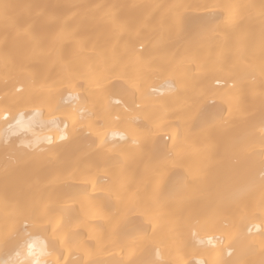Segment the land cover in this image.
Segmentation results:
<instances>
[{"label": "bare ground", "instance_id": "bare-ground-1", "mask_svg": "<svg viewBox=\"0 0 264 264\" xmlns=\"http://www.w3.org/2000/svg\"><path fill=\"white\" fill-rule=\"evenodd\" d=\"M0 264H264V0H0Z\"/></svg>", "mask_w": 264, "mask_h": 264}]
</instances>
